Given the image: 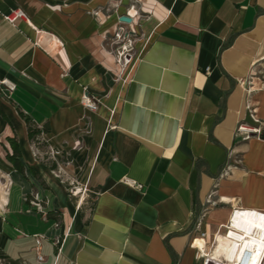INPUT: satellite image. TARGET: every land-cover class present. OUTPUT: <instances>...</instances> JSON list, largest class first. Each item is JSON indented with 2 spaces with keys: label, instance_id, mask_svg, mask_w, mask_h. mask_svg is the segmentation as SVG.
Returning a JSON list of instances; mask_svg holds the SVG:
<instances>
[{
  "label": "crops",
  "instance_id": "0c3cea01",
  "mask_svg": "<svg viewBox=\"0 0 264 264\" xmlns=\"http://www.w3.org/2000/svg\"><path fill=\"white\" fill-rule=\"evenodd\" d=\"M130 4L144 38L112 86L106 35ZM3 78L0 264H200L203 209L207 248L233 208L264 211V0H0ZM246 102L260 130L243 140Z\"/></svg>",
  "mask_w": 264,
  "mask_h": 264
},
{
  "label": "built area",
  "instance_id": "2783aa9c",
  "mask_svg": "<svg viewBox=\"0 0 264 264\" xmlns=\"http://www.w3.org/2000/svg\"><path fill=\"white\" fill-rule=\"evenodd\" d=\"M134 8V4L129 5V9ZM135 9V8H134ZM131 18V22H124L119 19L121 15L117 17V22L113 28L112 38H122V43L119 46L117 52L120 55L128 56L132 51L134 43L137 39H143L144 34L141 30H138V19L140 14L135 9V14L131 15L129 10L126 14H123ZM17 17L25 18L26 14L21 9H15L5 15V19L13 22ZM126 52V53H125ZM0 88L6 91H13L15 85L7 78L0 80ZM82 103L90 110H96L97 101L93 96L88 93H84L82 96ZM246 108L249 112V116L254 125L240 122L235 128V134L240 136L241 139L246 140L259 133V123L256 117L255 108L246 102ZM55 176L68 183L69 193L73 196L77 195L81 188L72 180H64L62 173L58 169L54 171ZM125 181L137 188L141 187L140 184L135 183L129 179ZM205 215V209H203L199 218L195 223V235H193L190 245L196 250V257L200 261V264H264V211L251 208L235 207L232 209L230 217L227 223L223 226L222 231L213 235L212 241L207 248L206 232L200 229L202 217ZM237 224H240L242 228H239ZM198 238H201L199 242H196ZM220 241L227 242L234 248L233 255L228 258L223 249L218 248ZM37 244L40 243L39 238L36 239ZM60 244V240H55V245ZM43 260L42 255H37V261Z\"/></svg>",
  "mask_w": 264,
  "mask_h": 264
},
{
  "label": "rangeland",
  "instance_id": "374dc122",
  "mask_svg": "<svg viewBox=\"0 0 264 264\" xmlns=\"http://www.w3.org/2000/svg\"><path fill=\"white\" fill-rule=\"evenodd\" d=\"M109 11V12H108ZM112 10L108 9L106 14L111 13ZM112 32L107 33L105 40V49L110 55L112 60L111 68H109L110 79L112 86H122L126 83L129 73L133 68V65L138 57L139 47L137 46L139 41L143 39H137L134 43L132 51L129 52L128 56L120 55L117 50L122 43V38L113 37ZM126 53V52H125ZM228 257L233 255L234 248L229 244L226 247Z\"/></svg>",
  "mask_w": 264,
  "mask_h": 264
},
{
  "label": "trees",
  "instance_id": "16d2710c",
  "mask_svg": "<svg viewBox=\"0 0 264 264\" xmlns=\"http://www.w3.org/2000/svg\"><path fill=\"white\" fill-rule=\"evenodd\" d=\"M19 114L26 123L29 140L33 143H43L40 137L42 132L48 131V127L44 126L42 128H39L27 114L23 113L22 111H19ZM8 140L10 141V147L12 149L11 154L7 153L8 158L13 163L16 169H18L19 171H23V166L18 159L20 157V149L18 147L17 141L14 138H8Z\"/></svg>",
  "mask_w": 264,
  "mask_h": 264
},
{
  "label": "water",
  "instance_id": "95a60500",
  "mask_svg": "<svg viewBox=\"0 0 264 264\" xmlns=\"http://www.w3.org/2000/svg\"><path fill=\"white\" fill-rule=\"evenodd\" d=\"M119 19L124 22H131V18L125 15H121Z\"/></svg>",
  "mask_w": 264,
  "mask_h": 264
},
{
  "label": "bare ground",
  "instance_id": "6f19581e",
  "mask_svg": "<svg viewBox=\"0 0 264 264\" xmlns=\"http://www.w3.org/2000/svg\"><path fill=\"white\" fill-rule=\"evenodd\" d=\"M130 11H132L131 15H134V14H135V9H134V8H130V9H129V12H130ZM104 21H105V20H104ZM114 26H115V25H114ZM114 26H113V27H114ZM237 226H238L239 228H242L240 224H237Z\"/></svg>",
  "mask_w": 264,
  "mask_h": 264
}]
</instances>
